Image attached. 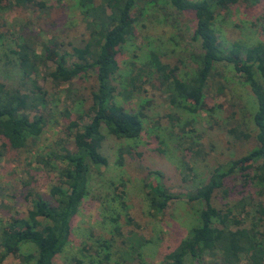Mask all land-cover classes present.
I'll use <instances>...</instances> for the list:
<instances>
[{
	"label": "rangeland",
	"instance_id": "obj_1",
	"mask_svg": "<svg viewBox=\"0 0 264 264\" xmlns=\"http://www.w3.org/2000/svg\"><path fill=\"white\" fill-rule=\"evenodd\" d=\"M76 1L46 0L47 4H53L51 15L41 19L26 8L0 11L2 82L22 91L31 84V80L26 83L21 80V70L11 51L18 33L34 31L40 38H54L63 42L68 51L70 43L78 45L82 38L88 37ZM138 8L141 14L133 38L118 47L119 69L114 80L120 89L129 88L128 82L137 77L135 83L141 91L135 90L127 99L119 95L116 100L129 113L144 112L143 129L135 140L106 136L101 152L108 163L91 166L88 194L72 219L69 242L55 256V264H164L165 253L186 237L198 221L203 202L187 197L207 181L215 166L246 154L257 145L252 93L230 63L216 64L205 89V109L190 112L168 100L154 77L155 68L146 64L149 54L155 52L162 62L177 65V75L189 78L197 68L200 54L199 41L192 39L196 21L190 13L173 7L169 0H139L136 11ZM215 29L221 47L226 50L232 43L246 47L264 42V0L254 4L240 0L222 9L216 15ZM75 60V56L67 59L68 63ZM46 67L52 69L54 63L48 61ZM44 68L35 78L48 92L47 124L39 135L28 139L25 147L0 151V226L26 215L31 207L26 197L30 189L52 201L49 188L57 182L60 162L53 159L51 152H60V140L68 143L72 140L65 112H69L73 103L70 95L59 92L67 84L55 90L49 78L45 79ZM141 69L145 71L141 73ZM149 71L152 73L146 75ZM139 73L140 76L136 75ZM220 85L224 91L219 94ZM73 87L76 90L73 97L82 100L86 109L95 87L94 76H80ZM76 129L71 128L70 133ZM126 145L132 147V156L121 151ZM48 158L49 165L40 160ZM155 179L177 197L165 212L152 215L144 185ZM224 186L225 193L223 189L215 192L214 206L240 212L245 223L249 222L253 203L259 196L257 188L250 182L244 183L239 176L227 179ZM108 243L110 248L105 247ZM23 250L31 249L24 246ZM106 253L110 254L108 258L104 257ZM206 260H210L209 256ZM0 264L24 263L10 254Z\"/></svg>",
	"mask_w": 264,
	"mask_h": 264
},
{
	"label": "trees",
	"instance_id": "obj_2",
	"mask_svg": "<svg viewBox=\"0 0 264 264\" xmlns=\"http://www.w3.org/2000/svg\"><path fill=\"white\" fill-rule=\"evenodd\" d=\"M138 1L77 0L88 37L82 38L78 45L70 43L71 51L63 48V42L40 38L34 31L16 35L15 47L11 51L21 70V80L23 83L31 80V84L22 91L20 87H9L0 80V151L25 147L28 139L39 135L47 124L48 92L35 78L41 67H45V79L49 78L55 90L67 84L59 92L70 95L73 103L69 112H65L68 116L65 118L66 128L72 140L70 143L60 140V152H51L53 159L60 162L57 182L49 188L52 201L30 189L26 197L30 199L31 207L26 215L12 218L0 226V262L11 254L24 264H55V256L69 242L72 219L88 194L91 166L108 163L101 152L106 136L118 140H135L140 136L144 112L129 113L116 100L119 95L127 99L135 90L141 91L135 83L137 77L128 82L129 88L120 89L114 80L119 69L118 47L133 38L135 23L141 14L139 8L136 11ZM169 1L177 10L195 18L192 39L199 41L200 54L194 73L189 78H182L177 75V65L164 63L155 52H151L146 64L155 68L154 77L160 89L172 104L197 112L206 108L205 89L216 64L230 63L240 81L252 93L255 107L252 120L257 130V145L246 154L215 166L207 181L194 195L187 197L203 202L198 221L186 237L165 253L164 264H187L189 261L194 264H264V42L246 47L232 43L228 50L221 47L215 29L216 15L240 0ZM243 1L254 4L258 0ZM16 7L31 10L37 19H41L44 15H51L53 4H47L46 0H0V11ZM2 35L0 31V41ZM73 56L77 60L68 63L67 59ZM48 61L54 63V68L46 67ZM144 71L140 70L141 73ZM148 73L152 71L146 75ZM89 74L94 76L95 87L90 93V103L84 109L82 100L73 97L76 91L73 84L75 79ZM223 91L220 85L218 93ZM71 128L77 129L71 134ZM131 148L126 145L121 151L131 154ZM49 158L40 160L49 165ZM237 176L246 184L250 182L259 194L246 223L240 212L233 213L229 207L217 208L212 202L215 192L225 187V181ZM144 187L152 215L165 212L177 197L158 179ZM244 208L245 204L242 210ZM24 246L31 250L24 251ZM105 247L110 248V244ZM109 256V253L104 255L105 258ZM208 256L210 260H206Z\"/></svg>",
	"mask_w": 264,
	"mask_h": 264
}]
</instances>
